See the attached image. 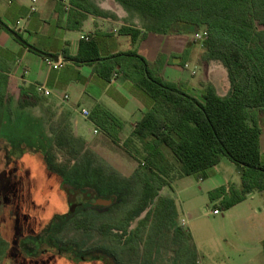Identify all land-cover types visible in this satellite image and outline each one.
I'll use <instances>...</instances> for the list:
<instances>
[{
	"label": "trees",
	"instance_id": "trees-1",
	"mask_svg": "<svg viewBox=\"0 0 264 264\" xmlns=\"http://www.w3.org/2000/svg\"><path fill=\"white\" fill-rule=\"evenodd\" d=\"M69 1L82 20L88 14L108 17L91 0ZM115 1L142 19L141 28L120 29L134 45L148 33L193 36L207 32L208 38L201 47L202 58L224 65L229 92L220 96L212 84L206 83L200 101L178 83L159 76L138 52L120 54L116 58L123 56L136 62L124 72L150 96L153 106L127 138L122 137L123 122L97 106L89 120L97 127V137L102 142L91 143L75 135L69 113L56 118V111L35 86L21 87L18 96H12L9 76L0 67V105L9 112L8 116L13 104L21 110L40 108L54 138V146L49 150L28 152L21 157L14 156L7 138H0V202L11 205L15 218L13 241L20 244L28 236L29 227L37 230L36 217L31 215L37 208L33 197L37 185L26 162L34 157L43 164L48 177L59 180L60 191L72 207H86L99 198L114 203L107 212L87 207L86 212H76L67 219L59 217L63 228L58 241L76 244L83 259L101 264H154L155 254L162 249L173 252V264H199L190 235L177 225L174 201L160 194L171 185L170 162L162 148L171 153L175 166L179 164L178 178L197 175L224 159L235 164L243 195H238L234 187L229 195L225 187L220 188L217 194L225 195L221 205L226 210L253 190L264 191L262 130L258 121L259 112H264V0ZM192 45L198 44L191 40L181 56L182 66ZM72 60L77 64L101 61L93 41H83L79 54ZM116 62L122 69V64ZM114 153H124L137 163L130 160L125 168L115 166L107 159L108 154ZM117 194H121V199L116 203ZM135 196L137 203L132 200ZM131 202L134 208L125 213L123 222H104L106 214L119 217ZM147 210L145 218L129 231L131 222ZM75 229L78 233L70 238ZM9 253L13 264L27 263L20 250L10 249Z\"/></svg>",
	"mask_w": 264,
	"mask_h": 264
},
{
	"label": "crops",
	"instance_id": "crops-1",
	"mask_svg": "<svg viewBox=\"0 0 264 264\" xmlns=\"http://www.w3.org/2000/svg\"><path fill=\"white\" fill-rule=\"evenodd\" d=\"M91 2L107 13L108 17L81 12L87 15L82 20L77 11L72 8L66 10L64 4L56 0H38L36 11H32L33 0H0V22L8 28L0 25V67L9 76V92L12 96L16 98L21 87L35 86L56 111V118L69 113L75 135L90 142L97 136V127L89 117L81 115L82 110L91 113L97 106L109 110L123 122L122 137L127 138L153 106L150 96L124 72L131 70L136 62L123 56L116 58L121 56L120 54L138 52L159 76L167 80L170 75L172 82L181 85L200 101L203 100V84L206 83L212 84L220 96L227 95L230 83L226 68L219 61H204V51L199 45H192L188 49V68L181 65V56L192 36L148 33L145 39L134 45L131 37L122 34L120 29L122 26L141 28V17L128 12L115 0ZM12 32L19 35L22 41L17 40ZM83 36L88 38V41L82 39ZM83 41H93L96 44L101 61L77 64L72 60L79 54ZM33 49L58 57L65 65L54 69L47 63L46 57ZM116 61L122 64V69ZM180 70H184L187 75L180 77ZM40 88L47 90L49 95H45ZM39 113L41 134H48L52 148L53 135L48 131L40 108ZM258 121L264 126V112H259ZM33 149L35 151V148ZM162 149L168 162L174 163L168 149ZM222 162L194 176L199 178V182L205 181V178L214 179L221 173ZM122 167L125 168L123 165ZM125 172L127 173L126 170ZM225 182L224 187L228 191L229 181ZM245 227L251 237V245L254 246L253 254H264V229L252 224Z\"/></svg>",
	"mask_w": 264,
	"mask_h": 264
},
{
	"label": "rangeland",
	"instance_id": "rangeland-1",
	"mask_svg": "<svg viewBox=\"0 0 264 264\" xmlns=\"http://www.w3.org/2000/svg\"><path fill=\"white\" fill-rule=\"evenodd\" d=\"M179 72L180 77L187 75L184 70ZM170 79L169 75L167 81L172 82ZM35 109L25 111L13 104L12 114L9 117V112L0 105V138L5 137L11 142L13 154L16 157L33 152L35 147L41 149V153L43 150L45 152V147L48 150L50 148L51 140L48 134L45 132L41 134V113H39V108ZM259 125L262 129L261 154L264 163V126ZM90 142L102 141L95 136ZM36 148L35 151L38 152ZM121 154H108L107 158L118 166L129 165L128 161L137 163L126 154ZM26 162L28 170L36 179L37 185L36 192L33 194L37 208L31 214L36 217L37 230L32 233L34 237L31 238L32 240L26 239L20 244L19 242L15 244L13 241L15 218L12 215L11 205L3 201L0 202V264L14 263L10 257V249L13 251L15 249L20 250L22 254L28 257L34 256L38 264H101L96 261L91 262L89 258L85 261L78 260L82 257L79 256L80 252L76 244L65 245L58 241L62 238L61 228H63V223L59 217L65 216L64 218L67 219L75 211L69 213L72 206L67 201L65 194L60 191L59 180L48 177L43 164H40L34 157L29 158ZM174 163L176 162L174 161ZM174 163L171 162L168 167L171 185L165 187L160 194L174 201L177 225L190 235L191 242L198 254L199 264H264V254H253L255 253L254 246L251 245V237L245 227L247 224H252L264 229V191L253 190L246 194L243 201L235 205L234 208L226 210L221 205L225 195L220 197L217 194L220 188H224L225 181H229V192L234 187L238 191V195H243L239 168L235 164L224 159L220 165L221 173L216 178H205V181L199 182V178L196 176L179 179V164L175 166ZM228 191L226 195H229ZM120 199L121 194H117L114 201L117 203ZM98 200L106 199L99 198ZM132 200L137 203V196L132 197ZM133 202L126 204V209L121 210L119 217L115 218L112 214H106L104 222L114 219L123 222L125 213L134 208ZM90 204L94 203H89L86 207L79 204L76 211L86 212L88 207L94 208L98 212H107L114 205V203L109 206L98 204L90 206ZM148 210L131 222L129 231L138 226L140 220L145 218ZM215 210L219 211V215L213 213ZM182 220L185 221L184 225ZM77 233L76 229L72 230L69 234L70 238ZM64 241L68 242L66 238ZM173 261V252L162 249L155 254L153 259L154 264H173Z\"/></svg>",
	"mask_w": 264,
	"mask_h": 264
},
{
	"label": "built area",
	"instance_id": "built-area-1",
	"mask_svg": "<svg viewBox=\"0 0 264 264\" xmlns=\"http://www.w3.org/2000/svg\"><path fill=\"white\" fill-rule=\"evenodd\" d=\"M37 1L38 0H33L34 5L32 7V11H36L37 10V7H36ZM56 1L63 3L66 10H70L72 8V5L70 4V1L69 0H56ZM207 38H208V34L205 31L199 32V33H197V34H195V35L192 36L193 41L196 44H198L200 47H202V43ZM82 39L88 41V38H86L84 36L82 37ZM46 61L54 69L61 68V67H63L65 65V62L62 61V60L54 61V60H52L50 58H46ZM185 68L186 69L188 68V65L187 64L185 65ZM40 91H43L45 95H49V92L47 90H42L40 88ZM81 115L83 117H85V118H88L89 115H90V113L87 110H82ZM97 133H98V131L95 130V134H97ZM213 213L214 214H219V211L218 210H215ZM184 223H185V221H183V224Z\"/></svg>",
	"mask_w": 264,
	"mask_h": 264
},
{
	"label": "water",
	"instance_id": "water-1",
	"mask_svg": "<svg viewBox=\"0 0 264 264\" xmlns=\"http://www.w3.org/2000/svg\"><path fill=\"white\" fill-rule=\"evenodd\" d=\"M0 25L3 26L4 28L8 29V28H7L3 23H1V22H0ZM12 34H13V36H14L17 40L22 41V39H21V37H20L19 35H17V34L14 33V32H12ZM33 50L36 51V52H38L39 54L43 55V56L46 57V58H50V59H52V60H54V61H58V57L50 56V55H46V54H44V53H42V52H39V51H37V50H35V49H33ZM96 204H98V205H103V206H104V205L109 206V205L112 204V201H111V200H97L94 204H90V206H91V205H96Z\"/></svg>",
	"mask_w": 264,
	"mask_h": 264
},
{
	"label": "flooded vegetation",
	"instance_id": "flooded-vegetation-1",
	"mask_svg": "<svg viewBox=\"0 0 264 264\" xmlns=\"http://www.w3.org/2000/svg\"><path fill=\"white\" fill-rule=\"evenodd\" d=\"M77 206H74V207H71V209H70V212L69 213H71L72 211H75V213L74 214H76V210H77ZM75 209V210H74ZM73 214V215H74ZM73 215H71V216H73ZM34 228H30L29 227V229H28V231H26L27 232V234H28V236L24 239V240H26V239H31V238H34L33 237V235H32V233H35L34 231ZM32 240V239H31ZM36 258H34V256H31V257H28V256H26L25 255V260H26V264H38L37 262H36V260H35ZM81 261H85V259H83V258H81Z\"/></svg>",
	"mask_w": 264,
	"mask_h": 264
}]
</instances>
